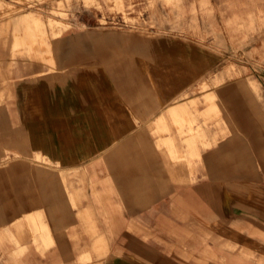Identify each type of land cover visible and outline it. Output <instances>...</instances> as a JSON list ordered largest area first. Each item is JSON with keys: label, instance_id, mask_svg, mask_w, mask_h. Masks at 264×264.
<instances>
[{"label": "crops", "instance_id": "0c3cea01", "mask_svg": "<svg viewBox=\"0 0 264 264\" xmlns=\"http://www.w3.org/2000/svg\"><path fill=\"white\" fill-rule=\"evenodd\" d=\"M215 42L90 26L31 58L0 29V264H264V111L204 80Z\"/></svg>", "mask_w": 264, "mask_h": 264}, {"label": "rangeland", "instance_id": "374dc122", "mask_svg": "<svg viewBox=\"0 0 264 264\" xmlns=\"http://www.w3.org/2000/svg\"><path fill=\"white\" fill-rule=\"evenodd\" d=\"M85 18L89 23H83ZM8 26L15 33L16 54L31 58L51 55L66 30L90 26L144 36L216 40L227 56L222 72L209 73L204 80L249 81L240 101L247 94L251 109L264 111V0H0V29ZM211 85L201 83L194 89L192 95L201 98L190 100L188 109L198 112L204 107L200 116L204 123L222 127L221 95ZM197 122L192 120L191 126ZM263 122L254 121L260 127ZM255 157L262 160L264 150L256 149Z\"/></svg>", "mask_w": 264, "mask_h": 264}]
</instances>
